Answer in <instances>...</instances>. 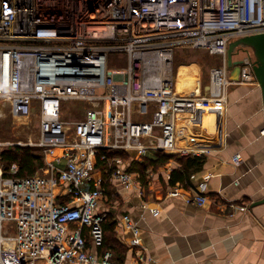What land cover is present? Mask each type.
Wrapping results in <instances>:
<instances>
[{
  "label": "built area",
  "instance_id": "2783aa9c",
  "mask_svg": "<svg viewBox=\"0 0 264 264\" xmlns=\"http://www.w3.org/2000/svg\"><path fill=\"white\" fill-rule=\"evenodd\" d=\"M256 33H264V0H0V100L19 117L36 105L39 133L36 141L0 140V153L33 146L43 161L26 176L15 162L0 164V264H118L99 247L106 184L117 182L122 196L138 182L121 153L207 152L202 138L183 141L179 124L195 132L206 119L219 133L228 87L256 81L243 50L239 78H229L228 42ZM182 45L220 57L210 94L174 89L173 54ZM110 52H124L125 64L109 68ZM50 53L65 58L54 81L36 77L37 58ZM74 101L87 107L68 120ZM231 160L239 165L242 156ZM204 190L202 183L188 201L202 205Z\"/></svg>",
  "mask_w": 264,
  "mask_h": 264
},
{
  "label": "crops",
  "instance_id": "0c3cea01",
  "mask_svg": "<svg viewBox=\"0 0 264 264\" xmlns=\"http://www.w3.org/2000/svg\"><path fill=\"white\" fill-rule=\"evenodd\" d=\"M241 85L239 92L227 95L218 134L203 118L205 124L195 132L179 124L183 141L202 138L210 148L207 152L170 154L173 157L163 164L151 163L158 152L150 151L144 159L124 153L137 186L122 197L116 192L118 183L111 182V197L105 193L103 202L125 248L121 264H264V203L252 204L264 197V108L257 82ZM208 89L205 86L204 92ZM237 152L242 156L239 165L231 160ZM186 156H202L204 163L189 182L171 184V172ZM202 183L207 200L195 205L188 200L202 193ZM124 214L136 232L128 228Z\"/></svg>",
  "mask_w": 264,
  "mask_h": 264
},
{
  "label": "rangeland",
  "instance_id": "374dc122",
  "mask_svg": "<svg viewBox=\"0 0 264 264\" xmlns=\"http://www.w3.org/2000/svg\"><path fill=\"white\" fill-rule=\"evenodd\" d=\"M125 62L126 54L124 52H110L107 55L106 63L109 68L118 64L124 65ZM219 63V57L210 56L202 49H196L190 45H183L179 48L177 47L174 51L172 61V79L175 78L173 83L175 90L188 96L210 94L211 89L209 71L212 66L218 65ZM177 73H179L178 77L175 76ZM207 85L209 86V89L207 92H204V88ZM241 86V83L230 85L227 89V95H230V93L239 92L238 90H240ZM22 87L24 89H30L32 84L23 83ZM104 91L105 90H103V92ZM67 104L69 111L66 110V119L76 120L81 119L84 116L85 109L87 107L86 103L83 101H74L68 102ZM198 122V126H202L201 121ZM207 129H209V127ZM38 136V107L36 105L28 117H19L12 112L10 102H4L0 100L1 141L24 143L28 141V139L36 141ZM19 146L28 147L33 152L38 154L37 147L25 145ZM5 149L6 148L3 150ZM128 156L130 155H127V157Z\"/></svg>",
  "mask_w": 264,
  "mask_h": 264
},
{
  "label": "trees",
  "instance_id": "16d2710c",
  "mask_svg": "<svg viewBox=\"0 0 264 264\" xmlns=\"http://www.w3.org/2000/svg\"><path fill=\"white\" fill-rule=\"evenodd\" d=\"M121 155H125L121 153ZM173 155L165 154L162 152L157 153V157L155 160L151 161V163H159L163 164L168 159L172 158ZM17 163L19 165L18 175L26 176L33 174L37 171L42 165L43 161L39 154L33 152L28 147L21 146H13L3 150L0 153V163L3 168L6 169L10 166L11 163ZM181 167L178 169H174L171 172L170 183L189 182V178L192 172H195L201 168L204 163V157L202 156H186L180 158ZM111 186L110 183L106 184L105 193L108 195V198L111 196ZM114 222L111 219L110 214H106L105 219L102 223L103 227V243L99 247V252H104L109 250L112 252L113 260L121 264L123 257L125 256V248L120 243L118 238L115 236L113 231Z\"/></svg>",
  "mask_w": 264,
  "mask_h": 264
},
{
  "label": "water",
  "instance_id": "95a60500",
  "mask_svg": "<svg viewBox=\"0 0 264 264\" xmlns=\"http://www.w3.org/2000/svg\"><path fill=\"white\" fill-rule=\"evenodd\" d=\"M243 50L250 54L253 76L261 92L262 108H264V33H256L232 39L228 42L227 66L230 68L229 78L238 80L240 65L244 59L234 60L233 56ZM37 78L54 81L62 77L63 69L60 67L65 58L57 54H44L37 58ZM264 203V197L253 202V205Z\"/></svg>",
  "mask_w": 264,
  "mask_h": 264
}]
</instances>
